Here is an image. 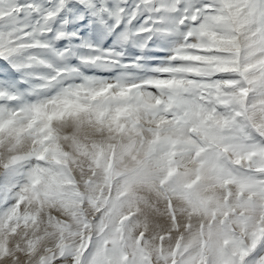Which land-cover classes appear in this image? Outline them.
Segmentation results:
<instances>
[{"label": "clouds", "instance_id": "9594fccd", "mask_svg": "<svg viewBox=\"0 0 264 264\" xmlns=\"http://www.w3.org/2000/svg\"><path fill=\"white\" fill-rule=\"evenodd\" d=\"M175 8L165 24L149 25L142 13L131 27L145 34L135 40L170 27L180 44L188 31L226 17L219 35L234 44L195 54L215 61L204 66L215 74L207 84L216 85L218 97L227 94L231 111L218 109L208 119L213 100L196 116L194 98L205 78L189 73L193 100L180 112L160 104L155 118L130 109L116 120L120 93L136 85L123 79V64L150 53L129 45L113 62L81 64L71 53L42 54L31 39L19 41L26 47L11 57L16 64H35L36 56L46 63L16 71L17 80L39 71L50 82L28 79L13 106L20 115L7 129L0 124V264H238L240 241L264 234V170L246 171L244 162L245 153L258 150L264 163V19L259 28L244 27L239 8L228 12L209 0H198L195 21L183 4ZM169 59L177 69L190 63ZM66 68L73 69L69 76ZM149 91L164 99L160 90ZM66 108L67 119L52 123L51 139L38 131L46 120L29 128L34 117ZM230 126L246 130L249 147L233 150Z\"/></svg>", "mask_w": 264, "mask_h": 264}, {"label": "rangeland", "instance_id": "374dc122", "mask_svg": "<svg viewBox=\"0 0 264 264\" xmlns=\"http://www.w3.org/2000/svg\"><path fill=\"white\" fill-rule=\"evenodd\" d=\"M36 3L41 0H35ZM46 8H51L53 0H42ZM63 3V0H60ZM211 4H222L227 7L228 12L236 13L237 8L240 12L237 13V19H243L246 14L247 20L244 23V27H250L255 25L260 27L261 20L264 19L260 14V4L262 0H209ZM198 0H139L136 5L140 9V12H134L132 21H129L124 28V31L113 41V46L110 50L105 51L101 45L95 44L90 46H83L79 49L80 54L77 55V50H73L71 54L74 59H77L81 64L91 63L94 60H101L105 63L113 62L114 56L118 57V50H123L127 46L150 53L148 56L129 57L123 64V67L127 69L123 73V79L135 80L136 85L134 87H126V91L120 93V100L122 106L119 108L116 116V120L121 117L130 114L129 110L140 111L150 114L155 118L158 113L155 109L160 104H165L164 111L176 110L181 111L182 105H188L192 103L193 98L186 88V80L189 73L197 76L204 77L201 80L198 88V95L194 98L198 103L196 104L195 115L200 116L203 112H206V106L215 100V106L212 113L207 114V118L211 119L216 110L221 108H227L231 111V106L227 103V94L222 93L220 97L216 94V85H208L207 78L212 77L215 79L214 73H209L204 70V66L211 64L215 67L214 60H208L202 56L195 54L199 51L216 50L219 45H232L234 41L227 39L219 35V29L221 25L225 24L226 17L219 16L214 20H211L207 26L201 27L199 30L188 31L183 35V42L177 44L174 36L175 33L170 27H165L159 30L156 35L149 36L147 40L137 42L136 36L145 34L142 27L135 30L132 29V24L136 18L142 13H147L146 23L151 24H165L166 18L175 12L177 9L175 5L183 4L185 15L190 8H194L191 20L195 21L200 15V11L195 8ZM128 7H132L133 0H127ZM25 6L32 8L31 14H25ZM37 9L33 6V0H0V60L10 59L12 56L20 55L23 48L19 44L20 40H32L30 47L35 49H42L46 47L41 45L39 40L41 37L51 31L46 27L47 21L41 20L37 14ZM121 14H124V9H120ZM55 13H49L47 20H53ZM211 19V18H209ZM10 21V23H7ZM236 27L234 22L229 21L227 23V30L232 31ZM151 31V29H149ZM111 33L105 37V41L111 37ZM196 41L195 43L191 41ZM152 41H156L152 44ZM223 51H229L228 47L221 49ZM152 53H164V55H152ZM68 55V54H66ZM169 56H174L175 61L190 62L187 68H175L173 66L174 61L169 59ZM120 58V57H118ZM36 63L24 65L26 68L43 67L46 61H43L42 56L32 57ZM73 69L66 68L62 70L65 76H69ZM220 71L227 72L228 68L221 69ZM15 79H17L15 75ZM28 79L31 80H44L45 83H49V78L44 77L39 71L30 73L26 78H21L23 87L27 84ZM230 85H225V87ZM160 90V95L164 96L163 100L156 99L149 89ZM135 90V95L132 93ZM70 107V106H69ZM186 112L187 109H184ZM21 110L14 107H2L0 106V124L3 129L9 128L13 123L15 117L20 115ZM67 108L59 113H44L33 118L29 128L34 127L40 120H46V123L38 130L39 133L48 132V136H44V140H49L56 133L52 129L53 121H63L67 119L65 115ZM235 123V121H233ZM232 139L234 141L233 150L236 152L242 151L244 148L249 147L247 144L248 136L243 127H229ZM68 139L69 137H63ZM247 159L244 161L248 167L246 171L259 173L264 170V163L261 162L259 151L254 150L249 153H245ZM259 183V181H257ZM255 243L253 239L249 238L240 241V246L234 253L238 264L243 262L251 256L259 245V242L264 239V234L257 233L255 236Z\"/></svg>", "mask_w": 264, "mask_h": 264}, {"label": "snow or ice", "instance_id": "6c2138e0", "mask_svg": "<svg viewBox=\"0 0 264 264\" xmlns=\"http://www.w3.org/2000/svg\"><path fill=\"white\" fill-rule=\"evenodd\" d=\"M138 3L139 0H133L132 7H128L127 0H63V3L53 0L52 7L46 8L42 0L39 3L33 0L39 18L46 20V27L51 29L46 36L40 38V44L46 47L39 50L42 54L61 58L73 50H77L79 55V49L83 46H99L102 42L103 49L110 50L113 41L124 31L125 25L133 20L134 12H140L136 7ZM121 8L124 9V14H121ZM24 11L25 14H31L32 8L25 6ZM193 11L194 8H190L188 13ZM49 13L56 14L53 20H47ZM109 33L112 35L105 41ZM27 70L24 65L16 64L11 58L0 60V106L13 107L20 101L22 82L15 79L14 73H27ZM243 264H264V239Z\"/></svg>", "mask_w": 264, "mask_h": 264}]
</instances>
